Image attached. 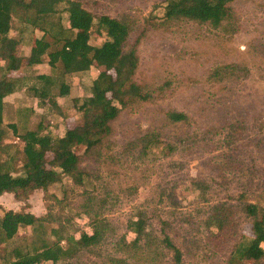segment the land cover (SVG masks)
I'll use <instances>...</instances> for the list:
<instances>
[{
  "label": "rangeland",
  "instance_id": "obj_1",
  "mask_svg": "<svg viewBox=\"0 0 264 264\" xmlns=\"http://www.w3.org/2000/svg\"><path fill=\"white\" fill-rule=\"evenodd\" d=\"M79 1L94 19L130 22L127 44L135 43L137 56L133 81L148 99L122 110L111 136L91 157H81V184L61 176L26 200L0 197V215L21 211L39 219L0 244V264L56 240L71 255L38 264H173L164 236L179 250V264H240L232 261L234 251L251 238L250 218L241 208L254 204L264 212V0H234L232 18L217 28L186 20L161 25L166 0ZM62 7L49 19L48 36L69 27ZM17 29L12 21L10 34L18 36ZM33 35L31 41L40 36ZM104 39L93 25L89 44L99 46ZM31 46L19 44L14 55L25 57ZM42 61L54 78L48 101L32 99L25 90L5 103L17 135L8 133L0 164L12 176L20 175L23 162L17 136L38 128L60 137L78 123V106L101 70L92 66L58 78L55 66L42 56L40 63L21 67V74L28 67V74L39 73ZM2 69L0 63V77L18 76L19 70L8 75ZM60 81L68 85L62 99L57 97ZM18 111L23 116L14 118ZM168 112L182 113L185 119L172 122ZM221 204L231 214L217 231L207 223L212 207ZM136 220L143 223V234L136 243L139 249L131 252L124 246L134 238L127 224ZM93 229L99 238L92 246L76 248L68 241ZM245 264H264V256Z\"/></svg>",
  "mask_w": 264,
  "mask_h": 264
},
{
  "label": "trees",
  "instance_id": "obj_2",
  "mask_svg": "<svg viewBox=\"0 0 264 264\" xmlns=\"http://www.w3.org/2000/svg\"><path fill=\"white\" fill-rule=\"evenodd\" d=\"M234 0H166L162 9L160 24L178 20L207 24L217 28L232 18L230 4ZM60 11L69 23L68 28H59L56 35H47L49 19ZM12 19L42 33L32 41L27 57L14 55L20 44L17 38L9 37ZM95 21V24H94ZM95 25L96 33H103L104 41L99 46L89 44L90 29ZM131 24L126 19L99 16L96 19L79 0H0V63L1 72L8 75L21 67L40 63L45 56L49 66H55L58 78L87 71L94 66L101 70L93 78L90 94L78 106L80 121L65 130L61 138L41 134L38 128L17 136L23 143V162L20 175L12 176L9 169L0 164V195L11 194L16 201L26 200L36 190L46 189L66 176L76 185L81 184L85 172L80 168L81 157H91L101 143L112 134V124L122 110L148 99V94L133 81L137 66L135 43L128 45ZM47 36V37H46ZM25 62V64L23 63ZM0 77V148L10 131L17 135L13 125L2 124V100L12 93L16 81L13 77ZM38 87L32 88L39 99L48 97L54 85L53 76H36ZM63 81V80H62ZM60 81L57 95L68 94V86ZM167 119L182 121L185 116L179 112H168ZM242 212L250 218L251 238L234 251L232 261L240 264L256 263L264 256V212L254 204H244ZM228 207L216 205L208 217V227L221 231L230 220ZM39 219L30 213L8 210L0 215V244L10 239L19 227H30ZM127 229L134 238L125 242V250L139 249L138 238L143 234L141 220L128 222ZM99 235L83 233L78 239H69L76 248H87L97 242ZM162 242L170 250L172 263H180V252L167 236ZM68 250H61L59 240L50 245L43 244L39 252L32 255H16L11 264H38L41 261L55 263L70 256ZM239 264V263H238Z\"/></svg>",
  "mask_w": 264,
  "mask_h": 264
},
{
  "label": "crops",
  "instance_id": "obj_3",
  "mask_svg": "<svg viewBox=\"0 0 264 264\" xmlns=\"http://www.w3.org/2000/svg\"><path fill=\"white\" fill-rule=\"evenodd\" d=\"M12 21H15L17 24H18V29L16 30V32L18 33V36H13V34H10V32H8V36L9 37H13V38H17V39H19L20 40V44H21V46L22 47H24V46H28L29 44H30V42H32L31 41V39H32V37L33 36H35V35H33L35 32H36V34H39L40 36H37L35 39H39L41 36H42V33L40 32V31H38V30H34L33 31V33H31V34H29V33H24L28 28H30V27H28L27 25L25 26V25H23V24H21L20 22H18L17 20H15V19H12ZM12 21H11V23H12ZM31 29V28H30ZM23 34H26V35H23ZM29 51H30V47H28V49H27V51H26V53H24V55L23 56H25V57H27L28 56V54H29ZM45 57V56H44ZM43 61H44V59H43ZM43 61H42V63L40 64V65H38L37 67L39 68V73H36V74H32V73H30V74H28V72H30V67H28V68H26V69H24V73L25 74H21V70H23L22 68H20L19 69V73L17 74L18 76H15L14 77V79H15V81H16V85H15V88H14V91H12V93H10L9 95H7V96H5L4 98H3V100H2V113H3V116H4V118H5V123H4V125H13L14 127H15V131H16V128H17V126H16V120H13L10 116H7V108H6V102H8L10 99H12V97L13 96H17V97H22V94H23V92L25 91V90H27L29 93H30V95H32V96H30V98H32V99H36L37 101H41V102H44V101H48V99L51 97V94H50V90H49V93H48V97L47 98H44V99H39V98H37L36 97V95H34V93H33V91H32V88H36V87H38V85H37V83L35 82V80H33L36 76H39V75H42V76H52V75H50V69L47 67V69H44V67H43ZM46 61H47V59H46ZM17 72V71H16ZM76 74V73H75ZM20 75H22V76H20ZM71 75H73V74H71ZM65 83V82H64ZM66 84V83H65ZM67 85V84H66ZM68 86V85H67ZM26 91V92H27ZM68 95V94H67ZM66 95V96H67ZM66 96H63V97H60L61 99L62 98H64V97H66ZM57 97H59V96H57ZM29 98H27V100H28ZM57 100H59V98H57ZM25 102V101H24ZM18 105L19 104V106L21 105V104H23L22 103V101L21 102H16L15 103V105ZM23 114L24 113H21L20 114V112L18 111L17 113H14V118H15V116H16V118H18V116L20 115V118L23 116ZM25 118H26V116H25ZM26 123V122H25ZM26 131H33V129H27ZM65 131L63 130L62 131V133H61V135H60V137H57V136H52V134L50 133V135L48 134V133H41V134H47V135H49V136H51V137H53V138H61L62 137V135H63V133H64ZM8 133H10L11 134V132L10 131H8L7 132V135H8ZM7 135H6V137H7ZM6 137H5V139H4V141H3V143H5V141H6ZM2 195H4V194H2ZM2 195H0V197L2 196ZM8 211V210H7Z\"/></svg>",
  "mask_w": 264,
  "mask_h": 264
}]
</instances>
